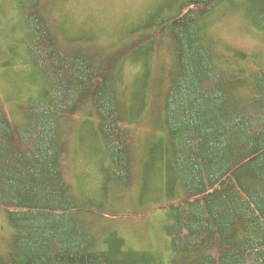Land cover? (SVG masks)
<instances>
[{"label": "trees", "instance_id": "1", "mask_svg": "<svg viewBox=\"0 0 264 264\" xmlns=\"http://www.w3.org/2000/svg\"><path fill=\"white\" fill-rule=\"evenodd\" d=\"M64 1L0 0V264H264V0H164L93 30ZM77 120L98 159L78 188ZM152 175L151 208L132 189ZM123 201L164 210L166 256L107 223Z\"/></svg>", "mask_w": 264, "mask_h": 264}, {"label": "rangeland", "instance_id": "2", "mask_svg": "<svg viewBox=\"0 0 264 264\" xmlns=\"http://www.w3.org/2000/svg\"><path fill=\"white\" fill-rule=\"evenodd\" d=\"M164 0H65V10H69L71 14L80 20L85 17L92 16V21L88 23L90 29H97L95 26L110 24L114 19L117 21V17L126 16L137 22V15L142 19L148 15L153 9H156L160 3ZM138 13V14H137ZM121 18H119V23ZM98 24V25H97ZM109 24L107 26H109ZM223 35L231 40H240V44L250 47V40L246 38V34H241L239 25L236 21H232L228 24H224ZM88 27H85L86 31L91 32ZM226 32V33H225ZM222 35V36H223ZM227 40V39H226ZM227 40V41H228ZM8 78V80H7ZM10 75H4L0 72V96H10L16 94L11 85L9 88L8 81L12 84ZM6 108L11 107L12 102L5 101ZM70 135V150L69 158L66 162V168L69 169V177L71 182L78 188L83 185L87 187L90 185L89 179L97 174V158L95 157V148L93 145V139L91 138L92 128L81 125L79 120L71 124L69 128ZM151 174V173H149ZM91 178V179H92ZM150 181L146 183V186L141 190L138 184L132 189L133 196L140 192H147L149 197L147 199L149 207L154 197L155 191V176L152 175L148 178ZM140 183V182H139ZM116 210L120 212L128 211L127 214H120L116 220L110 221L111 226L114 225L116 230L124 237L127 244L133 249L144 251H160L164 256L167 255L166 242L167 237L161 231V222L164 216L163 209H151L142 207L140 210L133 209L124 201L114 204ZM118 214V215H119ZM2 232L0 236L8 237L12 230L3 222L0 214V228ZM1 231V229H0Z\"/></svg>", "mask_w": 264, "mask_h": 264}]
</instances>
